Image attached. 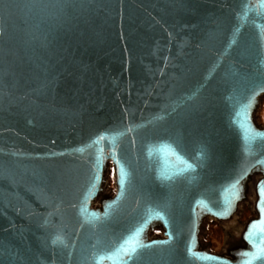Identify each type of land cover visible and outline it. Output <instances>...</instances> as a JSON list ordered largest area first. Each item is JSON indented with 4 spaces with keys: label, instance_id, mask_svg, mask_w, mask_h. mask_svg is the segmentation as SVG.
Segmentation results:
<instances>
[{
    "label": "water",
    "instance_id": "water-1",
    "mask_svg": "<svg viewBox=\"0 0 264 264\" xmlns=\"http://www.w3.org/2000/svg\"><path fill=\"white\" fill-rule=\"evenodd\" d=\"M262 96L259 0H0V264H264Z\"/></svg>",
    "mask_w": 264,
    "mask_h": 264
},
{
    "label": "rangeland",
    "instance_id": "rangeland-1",
    "mask_svg": "<svg viewBox=\"0 0 264 264\" xmlns=\"http://www.w3.org/2000/svg\"><path fill=\"white\" fill-rule=\"evenodd\" d=\"M255 121L260 128H264V96L261 97L258 106L256 107ZM117 191L116 186V175L113 169L112 164H108L107 170L105 173L104 184L102 186V192L98 199V202L101 203L104 200L111 198ZM254 204V203H253ZM252 204V205H253ZM241 217V218H240ZM256 217V212L252 210L251 204L244 205L241 208L239 216L236 218V223L238 224L237 231L231 230L232 228L227 225L214 221L213 219H204L202 220L201 232H200V241L202 242L201 248H206L210 253L213 254H227L230 256L232 251L227 247L228 242L233 237H238L236 245L240 243L241 234L249 221ZM156 231V229L150 231V237L156 238L160 237L159 233L151 235V232ZM161 231V230H160ZM229 233V234H228ZM233 249V248H232Z\"/></svg>",
    "mask_w": 264,
    "mask_h": 264
},
{
    "label": "flooded vegetation",
    "instance_id": "flooded-vegetation-1",
    "mask_svg": "<svg viewBox=\"0 0 264 264\" xmlns=\"http://www.w3.org/2000/svg\"><path fill=\"white\" fill-rule=\"evenodd\" d=\"M114 169V168H113ZM263 178V175L261 173H256L254 174L250 180L248 181V183H246V186H245V189H244V193H243V198H242V201L239 203L238 205V210L237 212L235 213V215L227 220V221H218L216 219H213V218H206V219H213L214 221H218L222 224H224L225 226L227 225H231L230 227L232 228L231 230H235L237 231V227H238V224L236 223V218L239 216V213L241 212V208L242 206L248 204L252 206V210L256 212V203H257V200H258V195H257V191H256V186L258 184V182ZM115 195V194H114ZM109 199V198H108ZM254 203V204H253ZM253 204V205H252ZM92 207L94 209H98L101 207V203L97 201L93 202L92 204ZM256 217H257V213H256ZM255 217V218H256ZM241 218V217H240ZM254 218V219H255ZM253 220V219H252ZM250 222V221H249ZM248 222V223H249ZM247 223V225H248ZM247 225L245 226L242 234H241V237H240V243L238 245H236L237 241H238V237H233L229 242H228V246L227 247H230L229 249L231 250H235L237 248H239L240 246L243 245L242 243V235L247 227ZM229 234V233H228ZM160 237L163 236V232L161 231V234L159 235ZM153 239V237H151ZM158 238V237H156ZM200 243L202 244V242L200 241ZM233 248V249H232ZM204 250L208 251L206 248H203ZM209 252V251H208Z\"/></svg>",
    "mask_w": 264,
    "mask_h": 264
},
{
    "label": "snow or ice",
    "instance_id": "snow-or-ice-1",
    "mask_svg": "<svg viewBox=\"0 0 264 264\" xmlns=\"http://www.w3.org/2000/svg\"><path fill=\"white\" fill-rule=\"evenodd\" d=\"M259 3L261 6H264V0H259ZM260 196H261V202L262 204H264V184L261 185L260 187ZM261 213H262V217H264V207H261ZM257 222H253V225L250 226L251 227L255 226ZM262 231H264V228H262ZM132 251H135V249L133 248ZM189 251H191V249H189ZM261 253H264V248L260 249ZM244 255H249V253H244ZM209 259H213V257H208Z\"/></svg>",
    "mask_w": 264,
    "mask_h": 264
},
{
    "label": "trees",
    "instance_id": "trees-1",
    "mask_svg": "<svg viewBox=\"0 0 264 264\" xmlns=\"http://www.w3.org/2000/svg\"><path fill=\"white\" fill-rule=\"evenodd\" d=\"M161 234V231L160 230H156V231H154V232H151V235H154V234Z\"/></svg>",
    "mask_w": 264,
    "mask_h": 264
}]
</instances>
